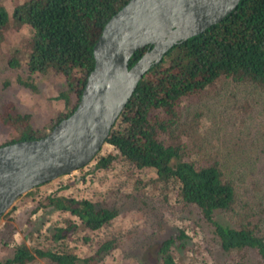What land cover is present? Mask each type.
Instances as JSON below:
<instances>
[{
    "label": "trees",
    "instance_id": "1",
    "mask_svg": "<svg viewBox=\"0 0 264 264\" xmlns=\"http://www.w3.org/2000/svg\"><path fill=\"white\" fill-rule=\"evenodd\" d=\"M127 1L24 0L14 7L15 24L27 23L33 28L28 77L47 72L60 75L68 88H59L55 98H62L67 107L70 89L75 92L74 102L55 117L51 128L75 109L94 66L93 46L106 21ZM8 21V12L0 4V28H5ZM150 47L138 48L129 66ZM9 63L19 64L18 59L11 57ZM221 80L245 86V108L264 100V0H240L220 21L169 48L138 81L105 142L90 161L93 170L112 168L117 163L126 169L152 170L149 182L160 183L166 199L170 195L183 208L195 207L199 217L212 226L215 243L224 251L241 255L233 264H245L248 255L264 264L261 217L237 200V186L230 177L227 161L208 152L197 122L201 112L195 111L189 120L182 117L183 109L199 100L208 88L218 93L215 88ZM22 82L36 88L29 78ZM0 123L11 127L10 137L0 145L45 134L32 125L30 113L17 111L11 104L1 107ZM105 144L111 149L103 152ZM43 184L26 194H34ZM46 206L72 216L65 218L66 225L51 229L47 236L51 242L70 238V232H78L85 241L92 240L89 233L104 230L119 215L117 206L58 190L39 198L31 209L36 212ZM226 212L237 215L240 222L230 223L222 216ZM187 238L188 234L181 229L176 237L163 239L155 264H177L175 248L185 245ZM93 242L92 253L82 257L51 243L30 246L15 242L11 255L0 259V264H29L36 257L54 264H100L102 255L117 245L115 235Z\"/></svg>",
    "mask_w": 264,
    "mask_h": 264
},
{
    "label": "rangeland",
    "instance_id": "2",
    "mask_svg": "<svg viewBox=\"0 0 264 264\" xmlns=\"http://www.w3.org/2000/svg\"><path fill=\"white\" fill-rule=\"evenodd\" d=\"M23 1L0 0L9 15L7 26L0 28V109L4 104H11L17 111L30 113L32 125L46 133L55 117L72 105L75 92L70 89L67 107L62 98H55L59 88H68L60 75L47 72L28 77L27 59L33 28L27 23L15 24L13 18L14 7ZM10 57L18 59L19 64L12 66ZM27 78L35 84V89L22 82ZM243 87L221 80L215 88L218 93L208 88L199 100L183 109L182 117L189 120L195 111L201 112L197 122L204 145L208 152L219 154L223 162L230 165L237 200L249 205L250 210L261 217L264 233V100L245 108L244 99L248 94ZM10 131L11 127L0 123V143L10 137ZM110 149L111 146L105 144L103 152ZM122 166L117 163L112 168L93 170V161H90L44 183L34 194L20 195L0 217V259L11 255L15 242L30 246L51 243L82 257L94 250L93 240L115 235L116 247L102 255L100 264H155L160 242L169 236L176 237L181 229L188 238L185 245L175 248L177 264H233L241 256L224 251L215 243L212 226L199 217L195 207L183 208L170 195L166 199L162 185L149 182L152 170ZM57 190L117 206L119 215L104 230L89 233L92 240L85 241L78 232H70V238L51 242L47 237L51 229L66 225L65 218L72 216L49 206L36 212H32L31 207L39 198ZM230 213H224L223 218L232 224L240 222L237 215ZM256 261L255 256L248 255L245 264H257ZM29 264L54 263L36 257Z\"/></svg>",
    "mask_w": 264,
    "mask_h": 264
},
{
    "label": "water",
    "instance_id": "3",
    "mask_svg": "<svg viewBox=\"0 0 264 264\" xmlns=\"http://www.w3.org/2000/svg\"><path fill=\"white\" fill-rule=\"evenodd\" d=\"M240 0H128L104 24L75 109L44 135L0 145V217L33 187L85 166L145 72ZM151 45L131 66L138 49Z\"/></svg>",
    "mask_w": 264,
    "mask_h": 264
}]
</instances>
